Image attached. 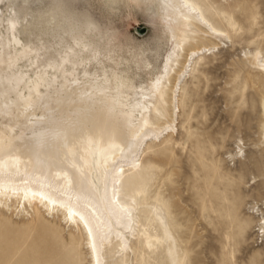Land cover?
<instances>
[{
  "label": "rangeland",
  "instance_id": "374dc122",
  "mask_svg": "<svg viewBox=\"0 0 264 264\" xmlns=\"http://www.w3.org/2000/svg\"><path fill=\"white\" fill-rule=\"evenodd\" d=\"M194 1L217 28L231 35L235 47L198 65L182 84L176 134L162 142L148 141L141 151L142 165L134 172L138 174L123 184L125 195L145 187L141 224L164 235L165 247L148 249L140 237L133 241L129 258L121 262L108 254V264H264V69L254 62L257 55L264 57V0ZM60 3L30 0L26 9L21 8L20 25L22 14L30 24L23 41L44 38V32L53 28L46 16L54 8V14H67L74 22L88 19L98 30L85 31L78 49L87 43L102 48L111 44L116 50L111 84L124 83L126 99L137 107L140 96L135 93L149 88L148 69L137 65L139 59L150 62L158 74L172 49L166 41L161 47L155 7L139 8L132 0ZM62 35L59 30L46 34L50 40H45L46 48L53 46L54 52L36 54L39 62L56 56ZM3 65L0 62V70ZM29 65L21 58L7 73L14 82L25 75L33 77L39 70ZM31 103L37 105L39 96L33 95ZM38 106L37 114L42 115L46 104ZM158 123H168V118ZM2 126H13L16 137L29 133L22 120L0 118ZM156 214L159 217L153 221ZM0 264L90 263L80 231L43 212L36 217L30 210L24 216L1 211Z\"/></svg>",
  "mask_w": 264,
  "mask_h": 264
},
{
  "label": "bare ground",
  "instance_id": "6f19581e",
  "mask_svg": "<svg viewBox=\"0 0 264 264\" xmlns=\"http://www.w3.org/2000/svg\"><path fill=\"white\" fill-rule=\"evenodd\" d=\"M29 1L0 0L5 7H0V62L4 63L0 118L22 120L29 131L16 137L13 126L0 128V213L24 216L31 210L36 217L43 212L58 218L82 233L90 264H108V254L124 262L133 254V241L140 237L148 249L165 247L164 235L153 234L141 224L145 187L125 195L123 184L138 174L134 172L142 165L141 151L148 141L162 142L176 134L182 84L198 65L224 48H234L236 42L194 0H132L139 8L155 7L161 47L164 41L172 45L158 74L150 69V62L139 59L137 65L148 69L149 88L135 93L140 96L135 107L126 99L124 83L111 84L109 74L116 54L111 44L102 48L87 43L78 49L85 31L98 30L88 19L74 22L67 14H54V8L46 16L53 28L48 24L44 38L39 35V41L26 44L21 37L30 24L22 14L20 25V10ZM54 2L61 5L60 0ZM57 30L67 38L56 43L60 48L56 56L39 62L36 54L54 48H46L50 42L46 34ZM21 58L39 72L14 82L7 71ZM180 60L183 67L178 70ZM254 62L264 69V57L257 55ZM33 95L39 96L37 105L31 103ZM40 103L46 104L42 115L37 114ZM163 117L168 123H158ZM139 198L143 200L138 202ZM158 217L153 215L152 220Z\"/></svg>",
  "mask_w": 264,
  "mask_h": 264
}]
</instances>
